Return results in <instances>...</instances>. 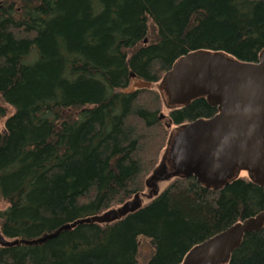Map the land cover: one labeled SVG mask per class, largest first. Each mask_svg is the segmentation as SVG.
<instances>
[{
	"label": "trees",
	"instance_id": "16d2710c",
	"mask_svg": "<svg viewBox=\"0 0 264 264\" xmlns=\"http://www.w3.org/2000/svg\"><path fill=\"white\" fill-rule=\"evenodd\" d=\"M147 41V43L145 42ZM264 1L0 0V233L35 241L144 189L167 126L209 119L205 101L162 121L161 100L129 92L179 58L222 51L256 63ZM264 211L247 180L221 192L177 181L110 226L83 225L42 244L0 246V264H180L193 247ZM231 264H264V229Z\"/></svg>",
	"mask_w": 264,
	"mask_h": 264
},
{
	"label": "water",
	"instance_id": "95a60500",
	"mask_svg": "<svg viewBox=\"0 0 264 264\" xmlns=\"http://www.w3.org/2000/svg\"><path fill=\"white\" fill-rule=\"evenodd\" d=\"M132 77L129 92L147 90L159 96L161 120L199 100L217 113L209 119L168 125L166 144L144 190L125 203L32 242H9L0 234L1 247L42 244L83 225H113L157 200L177 181L195 179L213 192L239 180L264 189V48L256 63L222 51L197 50L175 61L157 82ZM263 229L264 211L193 247L180 264H231L245 236Z\"/></svg>",
	"mask_w": 264,
	"mask_h": 264
},
{
	"label": "rangeland",
	"instance_id": "374dc122",
	"mask_svg": "<svg viewBox=\"0 0 264 264\" xmlns=\"http://www.w3.org/2000/svg\"><path fill=\"white\" fill-rule=\"evenodd\" d=\"M2 123H0V129L2 128ZM2 208V206H0ZM153 248L148 241H143L139 250V264H146V262L152 256Z\"/></svg>",
	"mask_w": 264,
	"mask_h": 264
},
{
	"label": "bare ground",
	"instance_id": "6f19581e",
	"mask_svg": "<svg viewBox=\"0 0 264 264\" xmlns=\"http://www.w3.org/2000/svg\"><path fill=\"white\" fill-rule=\"evenodd\" d=\"M69 231V230H68ZM64 232V231H63Z\"/></svg>",
	"mask_w": 264,
	"mask_h": 264
}]
</instances>
